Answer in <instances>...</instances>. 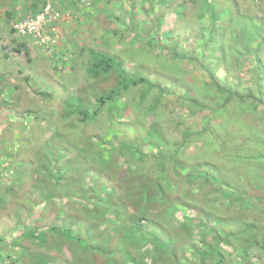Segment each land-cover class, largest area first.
<instances>
[{
    "label": "rangeland",
    "instance_id": "1",
    "mask_svg": "<svg viewBox=\"0 0 264 264\" xmlns=\"http://www.w3.org/2000/svg\"><path fill=\"white\" fill-rule=\"evenodd\" d=\"M65 2L0 0V264H264V0Z\"/></svg>",
    "mask_w": 264,
    "mask_h": 264
},
{
    "label": "trees",
    "instance_id": "2",
    "mask_svg": "<svg viewBox=\"0 0 264 264\" xmlns=\"http://www.w3.org/2000/svg\"><path fill=\"white\" fill-rule=\"evenodd\" d=\"M90 55H91L92 61H91V64L88 68V73L92 77L96 78V77H99L101 74H109L112 70H116V76H115L116 84L106 94H102L99 97H97L99 106H102L107 100H110L113 97H115L118 94L119 88L126 89L131 84L135 85V84L141 83V81H142L141 79L136 80L134 78H129L128 76H126L124 74V70L118 64V62L115 60V58L113 56H111L107 53H104V52L93 50V49L90 50ZM213 84L217 88L216 82H214ZM222 90H223V88H222ZM98 110H99V108L94 109L91 115L97 114ZM78 114L82 117H85L87 115L86 112L81 111V110L78 111ZM134 221H135V223H133V225H132L134 232L135 231L137 232V230L141 231L143 238L151 239L156 244L157 249H158V247L165 245V244H161V240H160L161 237L158 234V228H156V230H154V229L146 230L145 226H146L147 221L144 217H138L137 219H134ZM143 230L145 232H143ZM54 231H56L57 233H59L61 235H66V236L69 233L67 230H60V229H55ZM28 234L35 236L34 235L35 233L32 230H28L25 232V236H27ZM123 247L125 248L124 254H127V255H129L128 257H130L131 255H130L127 247H126V244H123ZM42 262L45 263V260H43Z\"/></svg>",
    "mask_w": 264,
    "mask_h": 264
},
{
    "label": "built area",
    "instance_id": "3",
    "mask_svg": "<svg viewBox=\"0 0 264 264\" xmlns=\"http://www.w3.org/2000/svg\"><path fill=\"white\" fill-rule=\"evenodd\" d=\"M63 12L55 9L47 1L42 8L34 13L17 16L11 28L13 32L20 36H31L49 54L57 52L58 48V29L57 24L63 19Z\"/></svg>",
    "mask_w": 264,
    "mask_h": 264
},
{
    "label": "crops",
    "instance_id": "4",
    "mask_svg": "<svg viewBox=\"0 0 264 264\" xmlns=\"http://www.w3.org/2000/svg\"><path fill=\"white\" fill-rule=\"evenodd\" d=\"M60 1H61V2L66 1L64 4L67 5L68 3L73 4L74 1L77 2V1H81V0H60ZM67 6H68V5H67ZM18 7H20V4H18ZM59 11H60V10H59ZM24 14H25V13H24ZM22 15H23V13H22V14H21V13H18V14H17V16H22ZM17 16H16V17H17ZM16 17H15V18H16Z\"/></svg>",
    "mask_w": 264,
    "mask_h": 264
},
{
    "label": "clouds",
    "instance_id": "5",
    "mask_svg": "<svg viewBox=\"0 0 264 264\" xmlns=\"http://www.w3.org/2000/svg\"><path fill=\"white\" fill-rule=\"evenodd\" d=\"M81 1H84V0H81Z\"/></svg>",
    "mask_w": 264,
    "mask_h": 264
}]
</instances>
